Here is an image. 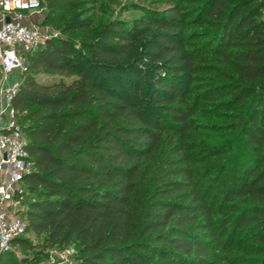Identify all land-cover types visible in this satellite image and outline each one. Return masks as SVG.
<instances>
[{
    "label": "trees",
    "instance_id": "1",
    "mask_svg": "<svg viewBox=\"0 0 264 264\" xmlns=\"http://www.w3.org/2000/svg\"><path fill=\"white\" fill-rule=\"evenodd\" d=\"M39 1L60 36L23 55L12 99L36 243L0 264L70 246L75 264H264V0H171L98 30L94 0Z\"/></svg>",
    "mask_w": 264,
    "mask_h": 264
},
{
    "label": "built area",
    "instance_id": "2",
    "mask_svg": "<svg viewBox=\"0 0 264 264\" xmlns=\"http://www.w3.org/2000/svg\"><path fill=\"white\" fill-rule=\"evenodd\" d=\"M39 0H0V15L4 18L0 28V253L13 249L15 240L28 235L27 222L21 206L26 188L24 177L33 169L27 151V142L12 108V99L19 82L5 85L16 70H23V55L30 49L56 37L48 27L21 26L26 15L40 14ZM57 259L45 264H75V249L69 247L54 252Z\"/></svg>",
    "mask_w": 264,
    "mask_h": 264
},
{
    "label": "rangeland",
    "instance_id": "3",
    "mask_svg": "<svg viewBox=\"0 0 264 264\" xmlns=\"http://www.w3.org/2000/svg\"><path fill=\"white\" fill-rule=\"evenodd\" d=\"M170 4H171V0H94V3L90 5V9L85 11L83 14L84 16H89V19L92 22V28L98 30L101 26H103L104 24H106L111 20L117 19L125 22H131L134 19L139 18L143 14L144 9L162 10L168 7ZM47 11H48L47 7L46 5H44L43 10L41 12L42 22L44 21ZM260 18L264 20V13L260 16ZM42 22L40 23V26L48 27L53 35H55L56 37L60 36V29L57 25L49 24V23L48 24L43 23L44 24L43 25ZM36 49L37 47L34 49H30L28 53L34 52ZM26 66H27V60L23 58V69ZM18 72L21 73V71ZM140 82L143 85L144 79L142 78ZM128 86L129 85L126 83V81H124V79L123 81L119 80L118 85L115 86V92L118 97L130 101L132 100V97L126 95L123 92V89L128 88ZM149 99H150V95L146 89H143L137 94V101L144 102L147 108L150 107ZM206 121L209 122V124H222V125L226 124V120L223 119H208L205 120V122ZM224 139L225 138L221 139V141H223ZM231 170L234 172V164L233 166H231ZM21 205H22L21 207L25 209L24 204ZM25 238L28 239L33 244L36 243V238L31 234H28L27 237ZM60 251L62 250H58L57 252ZM54 252L56 251L53 250L48 253V258L45 259L46 261L44 262V264L54 259L58 260ZM14 254L17 259H20L24 256V254H22V252L18 248L15 249ZM25 256L28 259L32 258L31 254H26ZM74 259H77L76 255L72 258L73 261Z\"/></svg>",
    "mask_w": 264,
    "mask_h": 264
},
{
    "label": "crops",
    "instance_id": "4",
    "mask_svg": "<svg viewBox=\"0 0 264 264\" xmlns=\"http://www.w3.org/2000/svg\"><path fill=\"white\" fill-rule=\"evenodd\" d=\"M41 20H42L41 13L40 14H30V15H26L22 21L16 22V23L21 26H31V25L40 26V23L42 22ZM4 21H8V20H4V18L0 15V28L3 25ZM18 71H21L22 73V70L14 71L9 76L5 85H10L15 82H20L21 73ZM0 87H1V77H0Z\"/></svg>",
    "mask_w": 264,
    "mask_h": 264
}]
</instances>
